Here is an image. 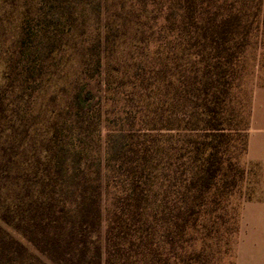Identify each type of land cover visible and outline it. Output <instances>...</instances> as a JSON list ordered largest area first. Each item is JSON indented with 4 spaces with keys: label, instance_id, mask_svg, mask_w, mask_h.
I'll list each match as a JSON object with an SVG mask.
<instances>
[{
    "label": "trees",
    "instance_id": "obj_1",
    "mask_svg": "<svg viewBox=\"0 0 264 264\" xmlns=\"http://www.w3.org/2000/svg\"><path fill=\"white\" fill-rule=\"evenodd\" d=\"M96 1L102 5L109 0ZM111 1L116 14L126 9L121 0ZM133 1L123 10L125 18H140L135 30L141 36L150 31L148 45L158 33L160 46L170 49L158 61L149 58L148 68L140 64L142 74L137 70L138 100L143 104L148 92L159 105L150 120H138L123 98L113 101L120 108L115 114L120 127L108 132L105 144V189L114 188L105 264H205L202 251L188 246L213 236L206 212L225 203L245 176L231 144L235 130L237 135L241 130L232 127L229 113L241 57L252 31L264 22V0ZM134 69L130 65L119 75L131 77ZM112 75L108 70L107 92ZM147 79H153L151 86L144 84ZM152 105L143 107L151 111ZM158 109L168 115H159ZM127 124L132 127L126 129ZM244 141L246 151V135ZM42 154L36 177L24 186L27 210L15 220L16 228L56 260H72L78 247L76 263L83 264L91 234L101 223L106 193L101 159L95 171L81 145L49 147ZM167 205L172 212L159 218ZM3 217L7 222V214ZM11 245L18 253L25 249L10 236L1 250ZM96 255L102 256L99 248Z\"/></svg>",
    "mask_w": 264,
    "mask_h": 264
},
{
    "label": "rangeland",
    "instance_id": "obj_2",
    "mask_svg": "<svg viewBox=\"0 0 264 264\" xmlns=\"http://www.w3.org/2000/svg\"><path fill=\"white\" fill-rule=\"evenodd\" d=\"M129 1L121 0L126 9ZM123 10L116 14L111 0L102 5L96 0H0V264H77L78 247L72 260H56L16 228L15 220L27 210L24 186L36 177V166L46 149L81 145L86 148L90 170L97 171L101 159L100 181L106 190V136L120 127L115 121L120 108L113 101L123 98L138 120H150L153 108H159L148 92L143 104L138 100L137 70L142 74L140 64L148 68L149 58L158 61L170 48L160 46L158 33L148 45L147 41L153 40L150 31L139 35L135 28L140 18L129 20ZM130 65L136 67L132 76L120 77V71ZM239 67L241 76L229 114L232 127L241 130V135L235 130L231 144L233 158L245 169V176L225 203L206 212L204 219L214 229L213 236L188 246L189 251H202L205 264H264L263 165L248 157L255 106L264 105V22L252 31ZM108 70L113 75L112 90L107 92ZM152 80L144 84L151 86ZM149 102L152 110L146 111L143 106ZM158 111L168 115V111ZM244 135L246 151L242 149ZM113 191L108 186L103 194L101 223L91 234L83 264H105ZM160 209L159 218L172 212L168 205ZM10 236L25 246L21 253L14 245L1 250ZM97 248L102 251L101 258L96 255Z\"/></svg>",
    "mask_w": 264,
    "mask_h": 264
},
{
    "label": "crops",
    "instance_id": "obj_3",
    "mask_svg": "<svg viewBox=\"0 0 264 264\" xmlns=\"http://www.w3.org/2000/svg\"><path fill=\"white\" fill-rule=\"evenodd\" d=\"M253 118L254 128L249 136L248 157L251 161L260 162L264 172V105L255 106Z\"/></svg>",
    "mask_w": 264,
    "mask_h": 264
}]
</instances>
